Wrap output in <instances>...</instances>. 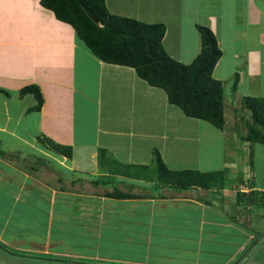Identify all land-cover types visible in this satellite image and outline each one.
Listing matches in <instances>:
<instances>
[{
	"label": "crops",
	"instance_id": "0c3cea01",
	"mask_svg": "<svg viewBox=\"0 0 264 264\" xmlns=\"http://www.w3.org/2000/svg\"><path fill=\"white\" fill-rule=\"evenodd\" d=\"M180 2L192 5L188 0ZM240 3L229 19L209 11L202 25L191 16H177L172 23L155 21L166 26L163 43L168 49L175 46L178 51H170L171 57L183 64H191L201 50V35L199 44L196 37L185 35L189 19L193 30L208 27L216 35L223 55L213 76L224 85L226 123L222 130L215 128L222 139H214L212 124L187 117L163 89L150 86L135 69L95 57L75 29L58 20L42 0H0V162L4 160L10 170L0 169V175L5 173L4 183H17L16 201L21 196L34 211L46 214L52 230L54 210H68V218L80 228L98 226L97 231L109 234L106 250H112L115 236L130 240L127 229L130 234L145 230L148 245L153 236L171 234L170 230L178 232L177 238L179 232H197L196 248L207 240L205 232L212 235V244L226 245L227 237L237 240L241 226L230 217L234 210L230 203L244 211L264 200L258 196L264 193V177L258 181L253 166V155L264 156V145L259 148L248 141L247 126L236 130L238 119L231 121L230 129L226 117L231 115L230 105L235 114L247 98L264 99V0ZM234 75H239L236 85L231 80ZM30 87L41 93L40 110L36 93H23ZM229 134L231 142H227ZM42 140L71 147L72 158L44 146ZM25 146L56 162L58 170L50 164L47 168L41 158L34 163L41 169L20 167ZM155 152L164 163L163 175L166 170L175 172L178 181L170 180L173 177L165 181L159 174ZM134 170L153 176L138 177L131 173ZM188 172L207 178L200 184L191 182L185 180ZM216 174H221V186L220 180L213 181ZM187 182L194 185L184 187ZM112 183L120 191L110 192ZM36 197L48 199L49 212L35 206ZM123 228L126 233L119 234ZM152 228L154 233L149 232ZM214 234L222 239L214 240ZM25 243L30 247L14 250L51 254L49 237L43 245ZM99 259L97 255L92 260Z\"/></svg>",
	"mask_w": 264,
	"mask_h": 264
},
{
	"label": "rangeland",
	"instance_id": "374dc122",
	"mask_svg": "<svg viewBox=\"0 0 264 264\" xmlns=\"http://www.w3.org/2000/svg\"><path fill=\"white\" fill-rule=\"evenodd\" d=\"M106 1L107 0H105L107 11L111 16L134 19L146 24H162L155 21H164L165 19L169 23H172L177 16H191L192 19L197 20L198 24L202 25L206 23V14L209 11L214 14H223L229 19L234 13L233 11L238 6L241 7L240 0H221L220 2L218 1L216 5L212 3L216 0H205V2H203L204 0L199 2L188 0L192 5L189 3H185L184 5L180 0ZM172 2L175 3L172 4ZM234 3H236V5H234ZM194 4L196 5L193 6ZM196 11H199L197 13L200 15L199 17H197ZM238 19L240 20L238 24L241 25L243 17ZM190 25H193V22L189 19L187 24L184 25L187 26L184 27V31L186 32L185 35L192 38L196 37L195 41L198 40L197 44H199L200 31L199 29L197 30V28L193 30ZM163 47L170 57V51L176 50L175 46H173L172 49L169 48V50L166 43H163ZM238 78L239 75H234L231 79L232 81L235 80L233 82L235 83L234 85H236ZM229 92V87L227 86L226 94ZM229 108L231 115L226 117L229 119L230 129L232 128L231 121H236V119H238V124L235 127L236 130H240L242 127L251 124V113L246 109L245 105L236 108L235 114L233 110H231L233 109L231 105ZM215 128L214 126V139H216V137L222 139V133H218V130ZM229 135L230 139L227 138V142L232 140L231 138L233 137V135ZM41 143L46 146L44 142ZM258 145L260 146L259 148H263L261 146L262 144L258 143ZM253 146V148H255V145ZM215 150L217 149L214 148V151ZM20 153V155L24 156V159L18 156L21 161L20 167L30 166L31 168L36 167L37 169H41L38 165H34V163L41 158L45 166H48L47 168H50L49 166L51 165L54 166L53 168L55 170H58L59 166H56L58 165L56 162L45 156H41L38 150L32 147L25 146V151ZM218 153L219 151L214 152L215 159ZM2 162H4V160L1 159L0 169L2 172L5 170L8 171L9 169ZM253 166L256 171L257 180L262 179V177H264V156H262V153L257 154V156L253 155ZM116 170H118V168H116ZM131 173L138 177L142 176L148 179L153 176L151 172H139L137 170ZM62 175L66 177L68 173L65 174L64 172ZM220 175L221 174H216L213 181L220 180ZM5 176V173L0 175V184L2 185V187L0 185V240L3 242L0 241V264H264V200H261L262 202L259 203H263L262 205L244 211H241L242 209L239 205L230 203L231 208L234 209L231 210L230 217L235 218L234 220L241 228H239V235L235 237L237 240L227 237L229 239L226 245H219L217 242L212 244V235L205 232L203 236H206L205 239L207 240L203 241V247H201V243L198 242L196 248V241L194 239L197 236V232L187 235L179 232L180 237L177 238L178 232H170L171 230L169 233H171L172 236L168 233L165 234V236H153L151 238L152 241L148 245L147 243L149 240L147 239V232H145V230L143 232L144 234L140 232L130 234L131 230L127 229V238L131 237L130 240L126 239L124 237L125 235L115 236L112 238V242L113 247L117 244L116 250L113 249V247L112 250H106L108 245L107 238L109 235L107 231H97L98 226L95 225H91L87 228L75 226L71 221L72 219L68 218V210H61L60 212L58 210L53 211L55 221L52 230V225L50 226L47 224L48 218L46 214L34 211L28 204L24 203V199L21 196L20 199L16 201L14 193L19 191V187L17 183H4L3 178ZM163 177H166L165 181L169 180L168 176L163 175ZM20 178L22 181L24 180L23 177ZM189 178L192 179L191 176H189ZM223 183L224 182L220 180L218 185L221 186ZM53 184L55 183L51 182L50 186L52 187ZM116 185V183H112L114 188H112L110 192L120 191V187L118 185L116 187ZM8 188H10V190H8ZM9 191H11L10 194ZM261 195L264 196V193L258 194V196ZM43 197H45V194ZM252 198L253 200L257 199V194ZM47 200V198L36 197V199H34V201H36L35 206L49 212V210H45L49 208ZM251 202L253 201L251 200ZM237 208H240V210L237 211ZM75 212L76 211L73 213ZM8 219L10 220L8 221ZM137 231L140 230L138 229ZM155 231V228L149 230L150 233H154ZM118 233L125 234V228ZM97 234L101 236V240L99 241H97ZM213 236L214 240L220 241L222 239L218 238L217 234ZM48 237L52 243L50 255L26 252L20 250L21 248H19V250H14V248H17L16 246L30 247V245H27L25 242L31 245L35 244V242L43 245ZM23 242L25 244H23ZM125 242H131L132 244L127 243L128 246H126ZM5 243H9L10 245H6ZM11 246L13 248H11ZM236 252L237 254L233 257ZM68 254L79 255L81 258L71 259ZM97 255L100 256V259L92 260L93 257Z\"/></svg>",
	"mask_w": 264,
	"mask_h": 264
},
{
	"label": "trees",
	"instance_id": "16d2710c",
	"mask_svg": "<svg viewBox=\"0 0 264 264\" xmlns=\"http://www.w3.org/2000/svg\"><path fill=\"white\" fill-rule=\"evenodd\" d=\"M45 8L53 11L58 20L71 25L89 50L101 61L131 67L150 86L163 89L171 104L178 106L189 118L209 122L223 129L225 118V90L214 78V70L223 53L216 35L208 27L199 26L201 50L191 64H183L168 55L163 47L167 28L163 24H146L134 19L111 16L105 0H42ZM23 93H36L38 110L42 107L39 89L27 88ZM245 107L251 113L247 139L264 145V99L247 98ZM48 146L72 158L71 147H62L51 140ZM154 162L159 174L165 169L162 158L155 152ZM161 169V170H160ZM165 175L178 181V174L169 170ZM185 180L200 184L205 175L188 172ZM196 177V178H195ZM188 183V182H187ZM194 185L188 183L189 187ZM264 199V196L261 198Z\"/></svg>",
	"mask_w": 264,
	"mask_h": 264
},
{
	"label": "clouds",
	"instance_id": "9594fccd",
	"mask_svg": "<svg viewBox=\"0 0 264 264\" xmlns=\"http://www.w3.org/2000/svg\"><path fill=\"white\" fill-rule=\"evenodd\" d=\"M249 55L251 56L252 53H250ZM260 62H261V57H260L259 54H256V63H257V64H260Z\"/></svg>",
	"mask_w": 264,
	"mask_h": 264
}]
</instances>
